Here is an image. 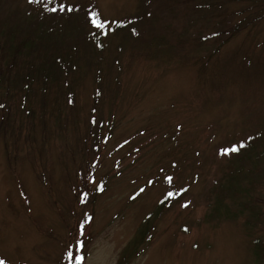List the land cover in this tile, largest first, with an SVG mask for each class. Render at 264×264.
<instances>
[{
    "label": "rangeland",
    "instance_id": "obj_1",
    "mask_svg": "<svg viewBox=\"0 0 264 264\" xmlns=\"http://www.w3.org/2000/svg\"><path fill=\"white\" fill-rule=\"evenodd\" d=\"M80 1L0 0V264H264V0Z\"/></svg>",
    "mask_w": 264,
    "mask_h": 264
},
{
    "label": "trees",
    "instance_id": "obj_2",
    "mask_svg": "<svg viewBox=\"0 0 264 264\" xmlns=\"http://www.w3.org/2000/svg\"><path fill=\"white\" fill-rule=\"evenodd\" d=\"M80 2L84 3L86 1L81 0ZM89 8L90 7L87 6L85 8V11L88 10ZM98 18L100 19L101 22L105 23L107 27L103 29H99L96 27V31L93 34L92 32L87 31L86 33L87 39L88 37L90 38L88 39L87 43L84 45L87 48L84 51V54H88V53L90 54L93 51L94 47L97 50H100V51L103 50L105 47L104 45V39L106 38L105 35L108 34L109 32H114V31L119 30L121 26L125 25V23H128L126 20H120L119 22L114 23L110 19L102 20L100 17ZM136 20H138V17H136ZM134 27L132 26L131 30L135 29ZM19 30L24 31L23 28ZM42 42L38 44L36 41H33L31 45H28V42L24 39L20 41L18 44H13L8 48H6L0 42V83L3 84L2 86H6V88L9 90L11 88L8 85V83L11 82L9 77L12 76L13 78L12 74L22 72L21 89L16 88L12 94H9L8 102H7V99H0V117H3L2 111L4 110L9 111V108L12 107V100L18 99L19 100L18 105H20L23 113H25L27 116L31 117L32 119L38 118L37 113H35L30 108L26 109L25 105L31 96L37 93V94H40L39 96L41 97V93L43 92L42 90H47L48 87L50 86V83L45 84L44 82H40L37 84L39 86L38 89L35 90L33 87L32 76L34 75L36 68L35 67L33 68V66L29 64L30 62H32V58H30V54L37 52L38 47H45L46 45H49V42L47 40H44ZM28 46L32 50H29ZM27 50H28V53L26 52ZM84 54L80 59L86 58ZM77 61L72 65L70 69L71 72L75 71L76 68L78 67ZM25 69H27V74L24 72ZM59 72L62 74L61 71ZM98 80L100 82L102 81V78L100 77V75L98 76ZM68 82H70V79H68ZM43 85L45 86L44 89H43ZM22 93H25L23 98H22ZM3 125H4V119L2 118L0 120V127H2ZM261 250H262L261 252L263 253V249Z\"/></svg>",
    "mask_w": 264,
    "mask_h": 264
},
{
    "label": "snow or ice",
    "instance_id": "obj_3",
    "mask_svg": "<svg viewBox=\"0 0 264 264\" xmlns=\"http://www.w3.org/2000/svg\"><path fill=\"white\" fill-rule=\"evenodd\" d=\"M30 2H33V0H30ZM64 10H65L64 7L61 6L60 11H64ZM73 10L74 9H72L71 7L67 8V11H73ZM51 11L55 12V11H57V9L53 8V9H51ZM91 22H92V25L93 26H95V27H97L99 29H103V28L107 27V25L105 23H103V22L100 21V19L96 16V14H93V18H92V21ZM242 147H244L243 144H241L239 146V148H242ZM239 148L238 147H233L230 150H226V152L225 153H222V154H227L228 151H230V152H237V151H239ZM168 180H169V182H171V178L170 177L168 178ZM171 195H172V193H169V196H171ZM81 228H83V225H81ZM69 258L71 259V253L69 254ZM76 260L77 261H81V260H83V257L77 256L76 257Z\"/></svg>",
    "mask_w": 264,
    "mask_h": 264
}]
</instances>
